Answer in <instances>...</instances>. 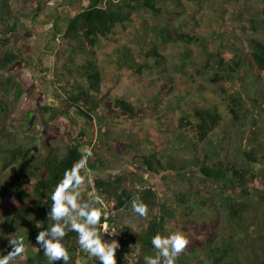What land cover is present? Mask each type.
<instances>
[{
  "label": "trees",
  "instance_id": "trees-1",
  "mask_svg": "<svg viewBox=\"0 0 264 264\" xmlns=\"http://www.w3.org/2000/svg\"><path fill=\"white\" fill-rule=\"evenodd\" d=\"M16 1L0 0V43L7 37H15V30L22 25L11 8V3ZM106 2L107 0H81L77 6L63 2L59 6L47 4L50 16L52 15V25L44 32L51 34V38L49 35L44 38V46L50 41H57L71 56L84 55L90 59L76 68L64 65L66 70L60 76L56 75L54 84L57 87V97L65 96L63 102L66 106H51L44 109L49 117L50 131L52 129L60 131V126L66 128L65 137H68L69 143L66 145L65 153L59 154V146L51 141L49 129L48 139L41 142L43 146L41 148L46 149V154L38 162L32 163L34 159L32 161L30 159L32 147L5 148L0 140V264H77L81 258L86 259V264H105L99 254L93 253L81 244L82 233L72 221L73 213L76 211L74 204H69L68 211L65 213L63 211V215L60 216L56 215L55 209L59 207L64 210L66 195L77 190L86 176V170L82 166L86 157L81 150L86 141H79L73 137L78 119L71 111L78 110L95 128L90 113L99 108V104L94 103V106L92 102L101 92L103 73L95 62L94 48L100 38L110 36L119 25L125 26L135 21L132 14L110 10ZM29 3H26L27 6ZM158 3L159 0H143L141 4L135 5L134 9L139 8L143 13L151 12L153 18L162 22L151 29L147 25L138 27L135 33L145 34L154 30L167 43L181 42L191 45L200 42L196 36L180 32L186 23L178 29L167 23L166 15L169 10ZM242 5L243 13L239 15L242 20L240 30L248 36L253 33L264 36V0H243ZM173 6L179 5L176 3ZM257 6H261L260 11L255 9ZM44 8L38 6L30 10L31 20L35 22L36 29L40 28V24L44 25V21L40 20ZM246 18L248 25L244 24ZM153 45L154 47L150 49L142 48L137 56L130 54L129 51L125 52L122 61L135 67L138 75L145 70H163L164 57L156 49V43ZM247 49L251 58L247 64L243 63V57L238 53L229 62L218 56L214 62H206L199 74L211 72L215 83L223 80L230 83L241 82L238 74L242 67L247 66L250 75L264 82V41L250 39ZM182 58L183 60L189 58V54L184 53ZM14 61L10 55H0V68H11ZM185 66L186 63L182 61L175 69L176 72ZM5 82L0 83L2 94L0 125L6 120L10 106L5 98L9 97L11 90L6 86L3 89L2 86L11 84H8L10 83L8 79H5ZM14 85L20 89L14 92L15 100L19 102L24 91L19 82ZM227 98L229 111L226 117L216 106L194 112L197 140L186 139L182 134L168 138L150 135L149 143L155 149L142 159V166L156 176L163 171H171L186 182L184 173H192L200 198L192 201L184 194H180L175 203L180 210H185L182 213L185 219H192L198 224L186 225L173 218L171 220L173 235L168 238L163 237L162 223L157 219L139 230L126 226L119 229L118 213L140 195L135 189L136 184L144 186L146 181L143 178L138 181L122 178H117L113 182L94 181L95 198L106 201L110 213L109 220L116 226L115 235L119 248L111 250L115 264H130L129 260L136 247H139L136 264H264V93L251 94L248 88L241 91L231 89L227 92ZM86 101L90 103L83 108L80 107V104ZM115 107L128 115L136 113V108L123 99L116 100ZM30 115L31 112L28 113V118L26 117V127L30 124ZM189 117H182L181 127L192 124ZM223 123L235 126L237 131L234 133V139L232 136H224L217 132ZM247 133H250L248 142L251 139L249 148L240 150L242 147L240 135L244 138ZM78 136L84 139L85 134L80 132ZM93 139L95 142L94 132L92 140L86 143L87 147L93 144ZM259 145H262L261 149ZM235 148H238L237 156L240 163L239 160L225 162V154H232ZM188 152L190 157L182 159V163L179 164L178 155ZM19 163L25 166L24 169L16 171L12 180L5 183L4 180L7 178L5 171ZM88 164L89 169L94 170L97 167L91 161ZM258 167L261 169L257 170ZM247 181L251 182L250 185L238 187L239 184H247ZM208 185L213 190L211 197H206ZM146 193L151 191L148 190ZM165 205L168 206V201H165ZM95 206L97 209L100 208L102 213L93 209V206L83 210L79 215L81 222L79 226L83 229L85 226L89 227L92 224L89 217L96 211L99 214V220L95 223L97 231L91 234L85 229L83 234L89 235L91 239H98L101 243L99 232L104 222V213L100 203H96ZM252 211L259 213L260 216L248 221ZM74 214L78 216V212ZM57 227L62 230L63 235L54 232ZM41 234L42 240L38 239ZM176 235L183 236L188 242L181 253H175L171 243ZM157 238L161 242L160 246L153 243ZM166 241L168 243H165ZM49 243L59 244L67 252L68 259L65 260L63 257L53 259L46 255Z\"/></svg>",
  "mask_w": 264,
  "mask_h": 264
},
{
  "label": "rangeland",
  "instance_id": "rangeland-1",
  "mask_svg": "<svg viewBox=\"0 0 264 264\" xmlns=\"http://www.w3.org/2000/svg\"><path fill=\"white\" fill-rule=\"evenodd\" d=\"M24 1L17 0L15 3H11L14 14L19 17L22 24L15 30L14 35L16 36L7 37L0 43V55H10L15 60L11 68H0V83L5 84V79H8L10 82L8 84H11L2 86L3 89L5 86L10 89L11 93H9V97L5 98L10 106L6 120L0 125V140L5 148L32 147L33 153L30 159L31 161L34 159L33 163L40 161L46 154V149L41 148V142L48 139L47 129H49V117L44 109L51 106H66V103L63 102L65 96L58 98L56 94L57 87L54 84L56 75L60 76L64 73L66 70L64 65L76 68L90 58L84 55L71 56L66 48L57 41H50L47 46H44V38L47 35L51 38V34L44 32L52 25V15L50 16L47 4L59 6L63 2L77 6L81 0H69V2L67 0H30V3L29 0ZM142 1L107 0L106 2V6L110 10L132 14L135 21L127 23L125 26L119 25L110 36L100 38L94 48L95 62L103 73L101 92L92 102L93 105L94 103L99 104V108L90 113L95 128L83 118L78 110L71 111L78 119V124L74 126L73 137L79 141H86L81 147L87 157L82 163V166L86 168V176L77 190L66 195L63 209L64 213L67 212L69 204L73 203L78 216H75L74 212L72 221L74 224L80 225L79 215L83 210L93 206V209L102 213L101 209H97L95 206L96 203L99 204V198H95L94 181L113 182L117 178L138 181L143 178L146 181L145 185L154 187L155 191L141 192L124 210L120 211L117 215V227L121 229L122 226H126L139 230L146 227L152 220L157 219L162 223L163 237L168 238L173 235L171 231L173 218L186 225L198 224L194 220L185 219L182 216L185 210H180L175 203L180 194H184L192 201L200 197L196 192V181L191 172L184 173L186 178V182H184L175 172L163 171L156 176L142 166L143 157L155 149L149 143L148 137L153 135L159 138H168L182 134L186 139L197 140L198 133L194 117L196 110L216 106L226 117L229 111L227 92L231 89L241 91L248 88L251 94L264 93V82L256 76L250 75L247 66L242 67L238 74V77L242 79L241 82L230 83L223 80L220 83H215L212 80L214 76L211 72L199 74L206 62H214L218 56H222L229 62L238 53L243 57V63L247 64L251 59L247 52L249 40L254 38L264 41V36L254 33L248 36L240 30L239 26L242 25V20L239 15L243 13V0L238 2L235 0H159L158 5L169 10L166 15L167 23L176 29L186 23L180 32L194 35L200 40L198 44L191 45L181 42L167 43L154 30L145 34L135 33V29L138 27L147 25L151 29L153 26L162 24L160 19L151 16V12L143 13L139 8L134 9L135 5L141 4ZM26 3H29V6ZM176 3L179 6H173ZM38 6L45 7L40 17V20L44 21V25L40 24V28L36 29L34 28L35 22L31 20L30 10ZM255 9L260 11L261 6H257ZM61 12L64 13L63 8ZM247 21L248 18L244 20L245 25H248ZM155 43L159 54L164 57L163 70L165 72L162 69L145 70L141 75H138L135 67L122 61L125 52L129 51L130 54L137 56L142 48L150 49L154 47ZM186 52L189 54V58L183 60L182 56ZM182 61L186 63V66L176 72L175 69L181 65ZM17 82L22 85L24 91L19 102L15 100L14 94L15 91L20 90L14 85ZM118 99H123L133 105L136 108V113L128 115L117 109L115 102ZM88 103L87 101L83 102L80 107L83 108ZM30 112V124L29 127H26L25 122ZM187 116H190L189 121L192 124L181 127L182 117ZM59 130L52 129L50 131L49 129L52 137L50 139L53 144L59 146V154L62 155L66 152V145L69 141L68 137H65L66 128L60 126ZM236 131L235 126L228 123H223L222 127L217 130L218 133L228 137L232 136L233 139ZM80 132L85 134L84 139L78 138ZM93 132L95 142L93 139V144L91 143L90 147H87L86 143L92 140ZM249 134L247 133L244 138L240 135L242 138L240 150H248L251 141L250 139L248 142ZM259 146L261 149L262 145ZM237 150L238 148H235L232 154H225V162H238ZM156 155L160 156V154ZM186 157H190L189 152L180 153L178 155L179 164ZM89 161L97 165L96 169H89ZM24 167L19 163L6 170L4 174L7 178L4 182L12 180L16 171H22ZM260 169L258 167L257 170ZM250 183L247 181V184H239L238 187L244 188ZM212 195L213 190L208 185L206 197ZM165 201H168L167 207ZM141 205L146 206V215L142 216L136 211V208ZM173 212L175 216H173ZM259 216V213L252 211L248 216V221ZM95 225L92 223L89 227L85 226V229L89 230L91 234H95L94 231H97ZM138 254L139 247H136L135 253L129 260L130 264H136ZM77 264H86V259L81 258Z\"/></svg>",
  "mask_w": 264,
  "mask_h": 264
},
{
  "label": "clouds",
  "instance_id": "clouds-1",
  "mask_svg": "<svg viewBox=\"0 0 264 264\" xmlns=\"http://www.w3.org/2000/svg\"><path fill=\"white\" fill-rule=\"evenodd\" d=\"M77 179H79V177H77ZM67 183H68V181L65 182V184H67ZM137 185H141V184H136V186ZM136 186H135V189H136ZM57 199H59V194H57ZM63 211L64 210H62L59 207H57L55 209V213H56L57 216L63 215ZM136 211L138 213H140V215L143 216V215H146L147 208H146V206L141 205V206L136 208ZM89 220L92 223H96L99 220V214L96 211H93V213L89 217ZM75 227H77L80 230V232L82 233L80 242L85 248L90 249L95 254H99L101 256V258L105 261V264H115L113 252L111 250H108L107 252H105L104 246L101 245V243H100V241L98 239H91L89 235L83 234V228H81L79 225H76ZM54 232L57 233V234L63 235V232H62V230L59 227L55 228ZM38 239L42 240L43 239V234H41V236ZM153 243L156 246H160L161 242L157 238V239L153 240ZM165 243H168V242L166 241ZM171 243L173 245L174 252L175 253H181L184 250V248H185V246L187 245L188 242L183 236L176 235V236L173 237ZM47 248H48V251H47L46 255L50 256V258L59 259V258L63 257L65 260L68 259L67 252L59 244H51V243H49L47 245Z\"/></svg>",
  "mask_w": 264,
  "mask_h": 264
},
{
  "label": "built area",
  "instance_id": "built-area-1",
  "mask_svg": "<svg viewBox=\"0 0 264 264\" xmlns=\"http://www.w3.org/2000/svg\"><path fill=\"white\" fill-rule=\"evenodd\" d=\"M136 189L141 192H146L150 190L151 192L155 191V188L150 185H137ZM102 207V211L104 213V222L102 223L101 230L99 232V237L101 239L102 246H104L105 250H112L115 248H119V243L116 239V226L114 223L110 222V213L109 208L104 199L99 198L98 201Z\"/></svg>",
  "mask_w": 264,
  "mask_h": 264
}]
</instances>
